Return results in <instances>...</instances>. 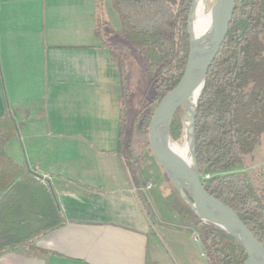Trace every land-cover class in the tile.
Returning a JSON list of instances; mask_svg holds the SVG:
<instances>
[{"label": "crops", "instance_id": "crops-1", "mask_svg": "<svg viewBox=\"0 0 264 264\" xmlns=\"http://www.w3.org/2000/svg\"><path fill=\"white\" fill-rule=\"evenodd\" d=\"M99 15L97 0H0V117L9 111L19 128L6 153L50 188L66 221L35 242L48 253L8 251L0 264H194L182 241L195 222L167 200L168 218L150 224L141 203L151 180L133 165L148 150L134 161L127 141L146 133L129 106L122 127L124 81ZM157 166L155 186L169 195Z\"/></svg>", "mask_w": 264, "mask_h": 264}, {"label": "trees", "instance_id": "trees-1", "mask_svg": "<svg viewBox=\"0 0 264 264\" xmlns=\"http://www.w3.org/2000/svg\"><path fill=\"white\" fill-rule=\"evenodd\" d=\"M104 24L105 1L97 0ZM193 0H111L121 34L145 62L156 97L139 109L134 131L146 132L161 101L183 78L190 48L189 16ZM122 127L126 128L127 95ZM184 109L176 113L170 135L178 142L184 135ZM196 154L205 190L229 206L264 246V168L253 175L233 173L252 155L264 134V0H236L230 29L212 64L202 91L196 117ZM19 136L16 120L8 111L0 117V255L26 249L38 257L48 253L35 242L65 224L63 212L50 188L26 172L7 153ZM165 180L167 200L180 203L203 231L209 264H245L246 250L225 233L201 223ZM222 174V175H221ZM210 175L209 179H205ZM146 210V207L141 200Z\"/></svg>", "mask_w": 264, "mask_h": 264}, {"label": "water", "instance_id": "water-1", "mask_svg": "<svg viewBox=\"0 0 264 264\" xmlns=\"http://www.w3.org/2000/svg\"><path fill=\"white\" fill-rule=\"evenodd\" d=\"M205 0H193L189 16L190 48L183 78L157 106L148 126V143L158 165L175 186L180 197L199 221L232 237L246 250L245 264H264V246L239 216L204 188L196 154V117L208 72L227 38L236 10V0H215L210 26L197 35L195 23ZM184 109L185 146L189 158L175 149L170 135L173 119ZM202 254V249L199 246ZM205 264H208L204 258Z\"/></svg>", "mask_w": 264, "mask_h": 264}, {"label": "rangeland", "instance_id": "rangeland-1", "mask_svg": "<svg viewBox=\"0 0 264 264\" xmlns=\"http://www.w3.org/2000/svg\"><path fill=\"white\" fill-rule=\"evenodd\" d=\"M109 2L110 0H107V4H109ZM213 3H215V0L204 1L201 11L202 18L206 19L210 16V11L214 5ZM106 11L108 18L107 19L105 18L104 24L100 23L101 24L100 32L103 35L102 40L105 43V46H108L112 51V59L114 62H117L116 64L117 70L121 71L122 74L121 81L122 80L124 81L123 86L125 93L127 95L128 106L130 107L129 109L133 111L136 110L137 113L139 109L146 106L156 97L157 92L150 82V78L148 77L147 74L146 64L141 59L138 50L135 47L131 46L126 41L125 37L121 34V26L117 13L114 12V10L110 5L106 8ZM117 80H119V77ZM126 121H127V125L130 127L132 123L130 120L129 121L127 120V116H126ZM146 135L143 134L139 136L138 133H134L132 134V138H130V140L127 141L129 142V145L131 147L130 149L131 155L133 156L134 161H136L138 153L145 152L144 149L146 148L144 147V144L146 142ZM185 141L186 139L185 136L183 135L181 140L175 143L185 144ZM147 155H148L147 159L141 157V159L137 160L138 163L137 167L133 165L134 166L133 170H134V175L138 174L139 179L144 186H146L145 184L147 183V181L151 180L152 181V182L150 181L151 186L153 188L155 187L154 189L152 188L153 189L152 191L149 190L151 192H148V190H144L142 194V198L144 201V205L147 209V213L150 215L152 219L150 220V224H153L155 221V216L158 214H163L166 218H168L169 202H167V195L162 190V188H160L159 186H155L157 183L155 182V176L151 173V171H153L152 170L153 167H156L157 164L155 163L154 159L152 158L153 156H151L149 152ZM262 168H264V134L260 137L255 152L250 156L244 157L243 163L237 168H235L232 172L246 173L248 175H253ZM170 203H173V205L175 204L174 207L180 210L182 216L185 217V219L189 218L191 219V221H194L196 223L195 218L191 216V214L186 209H183L180 203L174 202L173 200H170ZM185 219L182 220L180 224L182 228L186 227ZM157 228L162 229L163 227L159 225ZM165 228H174V227L166 226ZM193 234H195L200 239V245H198L193 240V238L190 237L187 241L185 242L182 241V244H187L188 250L190 251H193V249L195 248L196 256H195V260L193 261L194 264H205L204 258L202 257V254L199 251V246H200L202 252H205L203 245V231L200 227H197V225H195ZM207 262L209 264L208 260Z\"/></svg>", "mask_w": 264, "mask_h": 264}, {"label": "bare ground", "instance_id": "bare-ground-1", "mask_svg": "<svg viewBox=\"0 0 264 264\" xmlns=\"http://www.w3.org/2000/svg\"><path fill=\"white\" fill-rule=\"evenodd\" d=\"M208 4H210V3H208ZM202 7H203V5L201 4L200 5V8L198 10V18H197L196 23H195V30H196L197 35H201L202 33H204L208 29V27L210 26V22H211L210 21V16L208 18H206V19L202 18V12H201L202 11ZM174 149L181 156H183L185 159H188L189 158V156H188L189 153H188V150L186 149L185 144H183V143H176L174 145Z\"/></svg>", "mask_w": 264, "mask_h": 264}, {"label": "built area", "instance_id": "built-area-1", "mask_svg": "<svg viewBox=\"0 0 264 264\" xmlns=\"http://www.w3.org/2000/svg\"><path fill=\"white\" fill-rule=\"evenodd\" d=\"M209 178H210V175H206V176H205V179H209ZM151 189H152L151 184L147 185V187L145 188V190H151ZM193 240H194L198 245H200V239H199L196 235H194ZM202 256L206 259V256H205V253H204V252H202Z\"/></svg>", "mask_w": 264, "mask_h": 264}]
</instances>
